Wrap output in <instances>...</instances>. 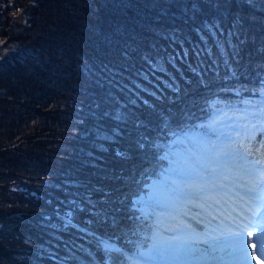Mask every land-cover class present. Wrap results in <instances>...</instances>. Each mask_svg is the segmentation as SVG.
Instances as JSON below:
<instances>
[{"label":"trees","instance_id":"16d2710c","mask_svg":"<svg viewBox=\"0 0 264 264\" xmlns=\"http://www.w3.org/2000/svg\"><path fill=\"white\" fill-rule=\"evenodd\" d=\"M183 2L0 0V264H135L164 216L144 185L263 94L264 0H232L239 39Z\"/></svg>","mask_w":264,"mask_h":264},{"label":"snow or ice","instance_id":"6c2138e0","mask_svg":"<svg viewBox=\"0 0 264 264\" xmlns=\"http://www.w3.org/2000/svg\"><path fill=\"white\" fill-rule=\"evenodd\" d=\"M241 2L246 7H256V0ZM181 9L185 16H200L206 10L213 13V23L204 24L209 31L220 28L215 21L222 22L227 13L231 17L228 34L237 39L243 34L245 18L233 12L232 0H186ZM245 43L241 40L230 45L237 62L241 56L237 49L242 50ZM238 119L242 123L200 125L207 131L193 138L196 150L177 154L167 169L156 173L159 179L151 185V206L176 209L178 215L172 219L177 222L162 230L158 217L151 243L145 241L134 253L138 258L135 264H250L252 259L264 264V142L254 144L256 136L251 131L257 128L255 121L259 119L264 133V103ZM116 156L129 159L126 151L118 150ZM158 159L167 160L168 156ZM240 188L244 189L243 195ZM135 203H144L143 197ZM186 205L199 209L197 216L204 215L209 225L218 222L216 227L206 226L198 233L180 222L179 216L188 215L184 211ZM105 249L121 251L108 244Z\"/></svg>","mask_w":264,"mask_h":264},{"label":"rangeland","instance_id":"374dc122","mask_svg":"<svg viewBox=\"0 0 264 264\" xmlns=\"http://www.w3.org/2000/svg\"><path fill=\"white\" fill-rule=\"evenodd\" d=\"M251 102V103H249ZM264 103V93L255 98V99H247L246 101L243 102L242 105H232L226 108H218L215 111V118L212 122V124L214 122H216V126L217 127H222L224 125L227 124H231V123H242V121H240L238 118L241 117L244 114H251L253 111H255L257 108H259L261 106V104ZM231 118V119H229ZM251 118V117H250ZM258 120V119H257ZM256 120V121H257ZM255 123L258 125L257 128L252 129V133L257 137V139L260 138V136L263 134L261 132V123L256 122ZM199 133L194 134L193 137L198 136ZM157 180V179H154ZM153 182V181H152ZM151 185L152 183L149 185L147 192L145 194H142L141 196H139V200L141 199V197H143V200H146L147 204H145L146 206L150 203L149 201V197L152 194L151 193ZM244 191L243 188L238 189V191L240 192ZM148 199V200H147ZM184 211L188 212L187 216H179V220L180 222L190 225L191 228L195 231H204L205 227L207 226L209 229H211L209 227L208 221L205 219L204 215H200L197 216V213L200 211L199 209L193 208L191 205H186L184 207ZM164 216L162 217L161 221V226H162V230L163 227H166L168 225L171 224H175L177 221H174L172 219L173 216H177L178 212L176 209H172L171 211L169 210H164L163 212ZM201 221H203V223H201ZM165 235H170V233L165 232Z\"/></svg>","mask_w":264,"mask_h":264},{"label":"bare ground","instance_id":"6f19581e","mask_svg":"<svg viewBox=\"0 0 264 264\" xmlns=\"http://www.w3.org/2000/svg\"><path fill=\"white\" fill-rule=\"evenodd\" d=\"M256 122L261 123V121L259 119ZM259 125H261V124H259ZM256 142H264V137H262V139H257V137H256V141H254L253 143L256 144ZM240 194L243 195L244 194V191H240ZM216 223H218V222H216ZM216 223L210 224L209 227L210 228H215L216 227ZM198 233H202V231H198ZM261 259L264 260V257H261ZM252 264H254V262Z\"/></svg>","mask_w":264,"mask_h":264}]
</instances>
